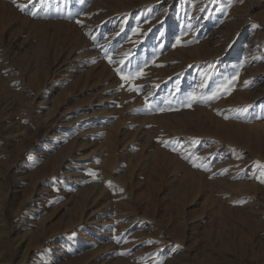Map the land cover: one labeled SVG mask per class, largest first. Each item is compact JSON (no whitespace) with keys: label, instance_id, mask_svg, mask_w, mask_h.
<instances>
[{"label":"rangeland","instance_id":"1","mask_svg":"<svg viewBox=\"0 0 264 264\" xmlns=\"http://www.w3.org/2000/svg\"><path fill=\"white\" fill-rule=\"evenodd\" d=\"M262 181L264 0H0V264H264Z\"/></svg>","mask_w":264,"mask_h":264},{"label":"snow or ice","instance_id":"2","mask_svg":"<svg viewBox=\"0 0 264 264\" xmlns=\"http://www.w3.org/2000/svg\"><path fill=\"white\" fill-rule=\"evenodd\" d=\"M13 2L15 3V0H13ZM16 6H17V8H19L21 11H24V10H25V6L22 5V4H16ZM31 14H32L33 16L36 15L35 12H32ZM108 60H109V63H112V62H113L112 59H111V57H108ZM121 63H122V62H121ZM116 71H117L118 75H120L121 80H126V81L129 82V89H130V90H132V91H139V89L136 88V87L131 83V81L134 80V79H136V78H139V76L141 75V73L138 72V73H136L135 75L126 76V75H124V74L121 72V69H120V68H117ZM218 94H219V95L230 94V91H229V89L225 88L223 93H213V95L210 97V99H216ZM193 99H195V97H193ZM161 111H162V110H161ZM196 166H199V165H196ZM262 182H264V181H262Z\"/></svg>","mask_w":264,"mask_h":264}]
</instances>
